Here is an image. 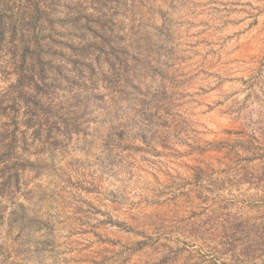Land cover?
Returning a JSON list of instances; mask_svg holds the SVG:
<instances>
[{"label": "rangeland", "instance_id": "rangeland-1", "mask_svg": "<svg viewBox=\"0 0 264 264\" xmlns=\"http://www.w3.org/2000/svg\"><path fill=\"white\" fill-rule=\"evenodd\" d=\"M0 264H264V0H0Z\"/></svg>", "mask_w": 264, "mask_h": 264}]
</instances>
